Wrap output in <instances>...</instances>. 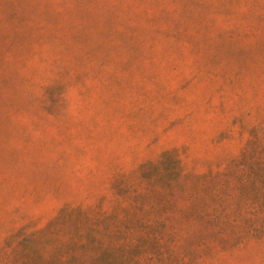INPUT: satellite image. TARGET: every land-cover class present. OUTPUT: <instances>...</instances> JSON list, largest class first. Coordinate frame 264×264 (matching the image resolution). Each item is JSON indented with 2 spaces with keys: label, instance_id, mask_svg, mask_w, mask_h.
<instances>
[{
  "label": "rangeland",
  "instance_id": "obj_1",
  "mask_svg": "<svg viewBox=\"0 0 264 264\" xmlns=\"http://www.w3.org/2000/svg\"><path fill=\"white\" fill-rule=\"evenodd\" d=\"M0 264H264V0H0Z\"/></svg>",
  "mask_w": 264,
  "mask_h": 264
}]
</instances>
